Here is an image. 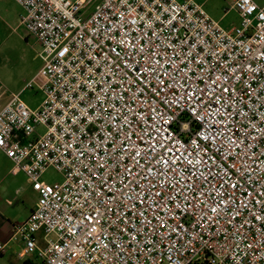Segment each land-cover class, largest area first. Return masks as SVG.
Wrapping results in <instances>:
<instances>
[{
    "label": "built area",
    "instance_id": "built-area-1",
    "mask_svg": "<svg viewBox=\"0 0 264 264\" xmlns=\"http://www.w3.org/2000/svg\"><path fill=\"white\" fill-rule=\"evenodd\" d=\"M15 1L43 62L40 105L0 108V149L37 193L17 256L264 264V4L229 0L225 29L194 0Z\"/></svg>",
    "mask_w": 264,
    "mask_h": 264
},
{
    "label": "rangeland",
    "instance_id": "rangeland-1",
    "mask_svg": "<svg viewBox=\"0 0 264 264\" xmlns=\"http://www.w3.org/2000/svg\"><path fill=\"white\" fill-rule=\"evenodd\" d=\"M94 0L88 10H92ZM205 12L225 29H230L240 21L238 12L230 6L229 0H194ZM0 98L19 97L30 108H36L43 99L39 87L40 78L28 86L42 66L39 55L40 45L20 21L19 13L22 7L14 0L0 2ZM40 131L44 128L40 127ZM62 174L49 167L42 174L43 182H60Z\"/></svg>",
    "mask_w": 264,
    "mask_h": 264
},
{
    "label": "crops",
    "instance_id": "crops-1",
    "mask_svg": "<svg viewBox=\"0 0 264 264\" xmlns=\"http://www.w3.org/2000/svg\"><path fill=\"white\" fill-rule=\"evenodd\" d=\"M254 1L259 5L264 4V0ZM9 99L10 97L0 98V108ZM36 200L37 193L25 174L12 172L11 160L0 149V242L7 245L6 250L0 253V264H34L36 261L33 256L19 258L16 253L22 248L21 242L9 240L11 224L26 219L35 207Z\"/></svg>",
    "mask_w": 264,
    "mask_h": 264
}]
</instances>
